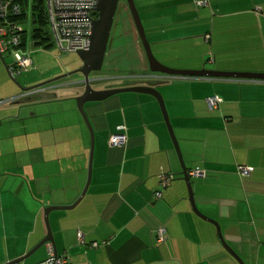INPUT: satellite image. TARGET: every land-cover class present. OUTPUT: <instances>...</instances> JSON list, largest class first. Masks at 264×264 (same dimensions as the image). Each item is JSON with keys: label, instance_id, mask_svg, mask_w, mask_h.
Masks as SVG:
<instances>
[{"label": "crops", "instance_id": "1", "mask_svg": "<svg viewBox=\"0 0 264 264\" xmlns=\"http://www.w3.org/2000/svg\"><path fill=\"white\" fill-rule=\"evenodd\" d=\"M26 1L18 18L33 49L38 23L28 10L33 1ZM208 1L134 0L154 56L172 68L264 72V0ZM43 12L48 24L45 6ZM132 40L131 70L92 78L115 80L95 88L126 86L141 73L163 81L156 88L184 164L188 171H204L190 175L196 206L218 222L224 240L245 264H264V79L151 73L144 48ZM2 62L0 264L26 254L46 235V206L70 205L78 198L88 178L91 144L75 107L70 118L38 130L24 123V131L14 133L15 102L30 96L24 89L16 92L10 79L16 76L8 72L13 62L6 70ZM38 86L37 94L57 98L54 85ZM74 86L76 95L82 93L80 84ZM214 94L221 100L210 107L206 98ZM84 109L94 132L90 180L77 204L48 214L57 253L67 251L71 264H240L222 244L215 224L193 211L156 97L125 90L88 101ZM116 133L126 138L113 145L109 138ZM237 164L253 170L242 177ZM161 170L172 174L165 188L158 182ZM159 228L165 240L156 242ZM78 231L88 244L78 242ZM92 241L98 244L91 246ZM48 243L35 249L28 264L47 257Z\"/></svg>", "mask_w": 264, "mask_h": 264}, {"label": "rangeland", "instance_id": "2", "mask_svg": "<svg viewBox=\"0 0 264 264\" xmlns=\"http://www.w3.org/2000/svg\"><path fill=\"white\" fill-rule=\"evenodd\" d=\"M33 2L35 3L36 0ZM41 3L44 4V0H41L38 4L40 5ZM22 15L19 17H22ZM140 17L141 19L143 18L142 14ZM40 26L42 27V30L37 31V33L34 34L36 35L34 38L37 39V43L35 45L36 47L31 50V56L33 59L32 65L26 71L17 75L15 79L12 77L10 79L15 85L16 92H22V87H29L57 77V79L46 83L48 85L50 84L55 86L57 90V98L44 100L40 98L37 93L30 92L29 100L24 99L22 102H15V105H17L15 118L19 120L15 121L13 124L14 133H22L24 131V123L27 124L29 128H36V130H38L39 128L42 129L44 126H49L51 123H55V120L70 118L72 117L70 110L71 107H75L77 113L82 116L76 103L77 90L74 84L69 82L72 79H69L68 76L58 77L59 74L68 70L71 66H73L72 68L75 67V70H77L80 67L79 63L81 62V59L76 51H62L60 47L55 44L48 24L43 23L40 24ZM133 37L136 41H138V45L143 49V45L139 39L127 1L119 0L110 30L102 66L97 71H91L90 77L104 78L108 75L115 76L119 75L122 71L131 70L132 64L130 55L134 51ZM123 56L126 58L125 63L119 64L118 61L122 59ZM3 57L5 59V63H2L4 70H6L5 65L11 64L13 62V58L8 52H4ZM0 60L2 61V59ZM66 65L68 66L65 67ZM76 72L77 71H75V73ZM103 78L98 81L93 80L92 87L110 85L113 81H115L113 78ZM81 90L82 88H79L78 91ZM18 112L21 113L20 116H17ZM40 247H38L37 250ZM37 250L26 257L21 264H28L32 260L31 256L35 255Z\"/></svg>", "mask_w": 264, "mask_h": 264}, {"label": "water", "instance_id": "3", "mask_svg": "<svg viewBox=\"0 0 264 264\" xmlns=\"http://www.w3.org/2000/svg\"><path fill=\"white\" fill-rule=\"evenodd\" d=\"M119 0H97V7L98 10V16L96 18L92 19V28L90 33V43L89 47L87 49H81L77 50V54L79 55L80 59L82 60V65L75 71L81 72L82 78H76L69 81L71 84H77V83H84V90L82 93L76 96V103L77 108L81 112L84 121L86 123V126L90 132V138H91V144H90V154H89V162H88V178L86 181V184L81 192V194L78 196V198L70 205H49L44 208V218L46 222L47 227V233L46 235L26 254L21 255L19 257H16L10 261H7L3 264H21V262L29 256L35 249L40 247L43 244L51 243L53 250L55 253H57L56 245L54 241V237L52 234V230L49 224L48 214L52 209L56 208H70L77 204L83 197L89 180H90V173H91V165H92V155H93V146H94V132L92 125L88 119V116L84 109V103L88 101H97V100H103L113 94L119 93L121 91L125 90H134V91H141V92H147L152 94L156 99L158 100V103L160 105L162 114L164 116V120L166 123V126L168 128L170 137L172 138L174 147L176 149V152L178 154L179 160L181 162L182 166V178L186 182L187 191H188V198L190 200L191 206L193 211L199 215L202 218H205L212 223L215 224L219 238L224 245V247L232 254L236 259L239 261L240 264H245L244 261L237 255V253L226 243L224 240V237L222 235L220 225L218 222L208 216H206L204 213H202L198 207L196 206L195 200H194V193L193 188L190 181V174L188 173V170L184 164L182 152L179 146L178 139L174 133L172 124L170 122L164 99L161 94V92L156 88V85L163 82L162 80H151L149 78H145L146 76H150V74H138L137 76L140 77L139 79H135L133 81H130L128 85L122 86V87H113V88H105V89H94L91 86L90 80L92 79L89 76V73L91 71H97L101 68L103 58L105 55L110 30L112 27L114 15L116 12V8L118 5ZM130 13L133 18V22L135 25V28L137 30L139 39L143 45L145 55L148 61L149 70L151 73L160 72L166 75H190V76H214V77H244V78H261L264 79V72H248V71H225V70H214V69H207V68H201V69H181V68H172L169 66H166L162 62H160L153 54L150 43L147 39L144 25L142 23L139 11L135 5L134 0H126ZM0 58L5 63V59L0 52ZM9 74L11 75L10 70L8 69ZM74 72V71H73ZM73 72H68L62 76L58 77H67L69 75H72ZM12 76V75H11ZM57 79V77H54L52 79L43 81L39 84L32 85L29 87H22L24 90H28L30 88L36 87L40 84H44L47 82H51L53 80ZM55 93H48V92H40L38 96L42 99H50L55 97Z\"/></svg>", "mask_w": 264, "mask_h": 264}, {"label": "built area", "instance_id": "4", "mask_svg": "<svg viewBox=\"0 0 264 264\" xmlns=\"http://www.w3.org/2000/svg\"><path fill=\"white\" fill-rule=\"evenodd\" d=\"M195 2L198 5L209 3L208 0H195ZM22 3V0H0V52L2 54L8 52L12 56L13 63L10 71L11 75L14 76L26 71L33 63L31 56L33 41L24 39V24L18 18L23 13ZM44 6L51 36L62 51H77L89 47L92 19L98 16L97 0H44ZM39 91H41L40 86H36L25 90V95ZM206 100L210 107H214L221 100V97L214 94L208 96ZM125 138L124 133H116L110 136L109 142L116 145L123 142ZM235 169L243 177L253 170V166L237 164ZM188 173L195 176L204 175V171L199 167L189 170ZM171 179L172 174L169 171L161 170L158 174V182L161 188L167 187ZM154 193L157 198L161 196L160 190H156ZM77 236L79 243L88 244L81 231H78ZM164 240V229L159 228L155 241ZM48 244L47 257L31 264H71L67 251L55 253L51 243ZM97 244L98 241L90 243L91 246Z\"/></svg>", "mask_w": 264, "mask_h": 264}, {"label": "trees", "instance_id": "5", "mask_svg": "<svg viewBox=\"0 0 264 264\" xmlns=\"http://www.w3.org/2000/svg\"><path fill=\"white\" fill-rule=\"evenodd\" d=\"M34 1V0H33ZM41 0H36V2H31V5L29 7L30 14L33 17V21H36L38 23L37 26L34 27L33 32L36 34L37 31L42 30V27L40 24L46 23L45 21V15H44V4H38ZM23 10H25V5H27V1L23 0ZM40 34V33H39Z\"/></svg>", "mask_w": 264, "mask_h": 264}, {"label": "flooded vegetation", "instance_id": "6", "mask_svg": "<svg viewBox=\"0 0 264 264\" xmlns=\"http://www.w3.org/2000/svg\"><path fill=\"white\" fill-rule=\"evenodd\" d=\"M82 65V60H81V62L79 63V66H81ZM79 66H77V67H79ZM73 67V66H72ZM69 68L68 70H66V71H64L63 73H61V74H64V73H68V72H73L74 70H75V67L74 68ZM61 74H59V75H61ZM73 75H69L68 77H71V79H76V77L77 78H82V74H81V72H76L75 73V71L72 73ZM74 74H77V75H74ZM89 76H90V73H89ZM66 77V76H65ZM92 81H93V79H91L90 80V83H91V86H92ZM76 84V83H75ZM77 84H80L81 86H82V91L81 92H83V90H84V83L83 82H81V83H77ZM94 89H96L95 87H93Z\"/></svg>", "mask_w": 264, "mask_h": 264}]
</instances>
